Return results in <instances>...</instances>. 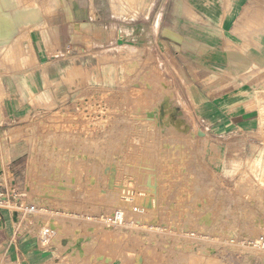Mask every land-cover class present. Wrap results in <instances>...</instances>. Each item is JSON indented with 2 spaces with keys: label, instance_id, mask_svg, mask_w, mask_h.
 Listing matches in <instances>:
<instances>
[{
  "label": "rangeland",
  "instance_id": "374dc122",
  "mask_svg": "<svg viewBox=\"0 0 264 264\" xmlns=\"http://www.w3.org/2000/svg\"><path fill=\"white\" fill-rule=\"evenodd\" d=\"M95 1L100 19L75 25L78 56L60 78L32 38L55 54L73 0H22L39 7L30 16L0 0V121L3 98L34 110L10 174L1 160V205L49 230L60 264H264V0H220L212 20L186 0ZM250 110L253 128L232 138Z\"/></svg>",
  "mask_w": 264,
  "mask_h": 264
},
{
  "label": "crops",
  "instance_id": "0c3cea01",
  "mask_svg": "<svg viewBox=\"0 0 264 264\" xmlns=\"http://www.w3.org/2000/svg\"><path fill=\"white\" fill-rule=\"evenodd\" d=\"M19 1L20 5H24L22 3V0ZM178 1L181 4L183 0ZM186 1L191 6H194V9L196 11L201 12L210 20H212L211 15H209L207 12L213 10V8L211 9L209 7L224 6V4L220 2V0L219 2H212L211 0ZM232 3V6H245V4H247L246 0H234ZM96 6H100V4L96 3L95 0H87V2H84L82 0H73L69 15H61V19L56 21V34L54 36L53 43L55 54L51 52V47L44 41L42 34L34 35L32 38V43L35 59L38 64H45L49 67L57 68V73L60 74L58 75L60 78L62 74L66 73L67 71L63 70V68L74 66L75 63H73L72 60L76 56H78L76 54H73L75 53L76 49H78V42L75 37V34H77L75 25H79V27H82V25L94 21L92 15L94 16V14L96 13V19L99 20L100 9L96 11ZM177 9L181 14V12L184 10V7L180 5ZM94 10L96 13L94 12ZM156 21H159L158 24L161 25L163 20L161 17H159L156 19ZM178 21V26H181V22H184L185 18L180 15ZM138 29L139 28H136L137 33H140ZM141 31H143L142 33L144 34L146 32L147 45H150L153 48H157L155 40L153 39L154 34H149L151 32H149V30L147 29H141ZM142 33L140 35H142ZM164 71H166L165 68ZM165 73L167 76H169V72L166 71ZM169 78L173 80L181 95L183 89V86H181V82H176L175 75L172 77L169 76ZM60 84L64 86L63 89L68 90L67 84L62 81ZM3 85L6 90H10V87H8L7 83L5 82V77H3ZM20 90L22 89L20 88ZM1 107L3 111L2 113L4 114V120L0 121V126H9L8 129L0 131L1 139H6V141L2 145L3 148L1 149V156L2 158L4 157L5 161L8 162L10 174V169H12L11 164L20 158V156L16 157V153L13 149L15 143L19 140V138L15 142H13L12 138L19 134L21 135L20 141L25 140V143L28 142L29 144L26 136L30 134L29 127L31 126V124H29L26 120L25 122L24 119L29 114L31 115L34 110L32 111L31 108L28 110L26 109L27 107L31 106L27 99L23 98L21 94H19L18 100L17 98H13L11 100L9 99L7 102L6 98H3L1 100ZM16 123H18L17 130H15V127H13V125H16ZM232 123L233 127H236V124L240 125L239 130H235L232 132V138H235V133L238 135H243L249 132L248 129L253 128L255 123V115L253 114L252 110L244 111L236 118L233 117ZM1 172H3L2 169ZM1 180L3 181V183L5 182L3 179ZM14 214V210L7 207V205H1L0 203V256H2L6 264H16V258L22 264H60V261L56 259V250H59V248L54 245L53 248L45 247L42 244V233H36L35 231L31 230L30 227L27 226V223L24 221V216L22 217V221L17 222L15 220L16 217L14 216ZM64 241L65 238L61 239L60 241L62 248L64 247L63 245L66 244L64 243ZM14 255L16 256L15 258Z\"/></svg>",
  "mask_w": 264,
  "mask_h": 264
},
{
  "label": "bare ground",
  "instance_id": "6f19581e",
  "mask_svg": "<svg viewBox=\"0 0 264 264\" xmlns=\"http://www.w3.org/2000/svg\"><path fill=\"white\" fill-rule=\"evenodd\" d=\"M3 2H4V4L5 5H18L19 7L20 6H24L25 7V9H23L24 10V14L25 15H27V16H30V14H32V12L34 11V14H35V11L36 12H38L40 9H39V7L38 6H31V5H27V4H25V5H19V0H2ZM39 13V12H38ZM192 14V13H191ZM195 14V13H194ZM32 17V16H31ZM37 17H38V15H37ZM94 17H96V14H94ZM33 18V17H32ZM175 32H177V31H175ZM9 46V45H8ZM12 46V45H11ZM13 47V46H12ZM6 48H7V46H6ZM11 49V48H10ZM8 51V50H7ZM8 52H10V50L8 51ZM9 55V54H8ZM13 55V54H12ZM11 55V56H12ZM11 56H10V58H11ZM261 62L262 63H264V56H262L261 57ZM249 107V106H248ZM260 117H262V116H260ZM113 166H115V164H113ZM150 173V172H149ZM150 177H154V176H150ZM153 180V179H152ZM156 180V179H155ZM150 191H152V190H150ZM124 193H125V191H124ZM148 193V192H147ZM151 194H152V192H150ZM121 194H123V193H121ZM126 194V193H125ZM124 194V195H125ZM145 194V193H144ZM149 194V193H148ZM147 194V195H148ZM142 196V195H141ZM154 196V195H153ZM129 196H124V197H122V199L123 200H125V201H129L130 200V198H128ZM149 197L151 198L152 196H150L149 195ZM149 197H147V199L149 198ZM154 198V197H153ZM142 199H145V198H142ZM142 199H141V201H142ZM153 200V199H152ZM151 200V201H152ZM146 202H147V200H146ZM146 202H144V203H146ZM148 203H150V201L148 202ZM152 203H154V200H153V202ZM147 204V203H146ZM151 206V205H150ZM147 207H148V204H147ZM151 210V209H150ZM119 214H117V216H116V220H118L119 222H123L124 221V216H123V213L122 212H118ZM245 235V234H244ZM245 236H247V235H245Z\"/></svg>",
  "mask_w": 264,
  "mask_h": 264
},
{
  "label": "built area",
  "instance_id": "2783aa9c",
  "mask_svg": "<svg viewBox=\"0 0 264 264\" xmlns=\"http://www.w3.org/2000/svg\"><path fill=\"white\" fill-rule=\"evenodd\" d=\"M5 141H6V139H5ZM2 145H3V143H2L1 136H0V168H1V163H2V161H1V160H2L1 149H2V147H3ZM0 172H1V169H0ZM2 185H3V184L0 182V187H1ZM3 197H4V196H2V198H3ZM0 198H1V195H0ZM117 214H119L118 211L112 213L113 216H117ZM113 221H114V219H113ZM47 231H49V230H46L45 232H42V234H43L44 236H46ZM42 240H45L44 237H42ZM262 246H263V247H261V246H259V247L264 248V245H262Z\"/></svg>",
  "mask_w": 264,
  "mask_h": 264
}]
</instances>
